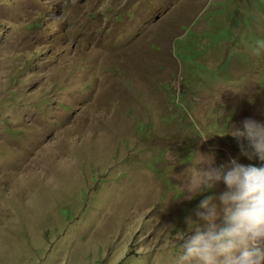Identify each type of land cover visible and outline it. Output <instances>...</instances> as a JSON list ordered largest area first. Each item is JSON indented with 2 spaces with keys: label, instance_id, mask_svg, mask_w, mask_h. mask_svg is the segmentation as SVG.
<instances>
[{
  "label": "rangeland",
  "instance_id": "rangeland-1",
  "mask_svg": "<svg viewBox=\"0 0 264 264\" xmlns=\"http://www.w3.org/2000/svg\"><path fill=\"white\" fill-rule=\"evenodd\" d=\"M257 41L264 0H0V264H175L225 190L177 177L260 166L232 136L264 123Z\"/></svg>",
  "mask_w": 264,
  "mask_h": 264
},
{
  "label": "clouds",
  "instance_id": "clouds-1",
  "mask_svg": "<svg viewBox=\"0 0 264 264\" xmlns=\"http://www.w3.org/2000/svg\"><path fill=\"white\" fill-rule=\"evenodd\" d=\"M264 41H257L253 54L259 55ZM240 154L257 159L260 166L242 164L236 158L216 166L214 157L197 156L177 179L186 198L211 192L223 184L218 196H205L185 218L187 232L179 244L175 264H264V123L245 119L234 127ZM195 225V227H194Z\"/></svg>",
  "mask_w": 264,
  "mask_h": 264
},
{
  "label": "trees",
  "instance_id": "trees-1",
  "mask_svg": "<svg viewBox=\"0 0 264 264\" xmlns=\"http://www.w3.org/2000/svg\"><path fill=\"white\" fill-rule=\"evenodd\" d=\"M184 46L186 47V46H187V44H186V43H184ZM183 49H184V47H182V46H181V47H180V51H179V53H180V54H183Z\"/></svg>",
  "mask_w": 264,
  "mask_h": 264
}]
</instances>
